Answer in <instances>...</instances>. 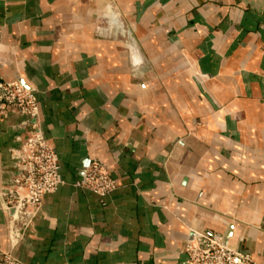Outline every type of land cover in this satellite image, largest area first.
Masks as SVG:
<instances>
[{"label":"crops","instance_id":"crops-1","mask_svg":"<svg viewBox=\"0 0 264 264\" xmlns=\"http://www.w3.org/2000/svg\"><path fill=\"white\" fill-rule=\"evenodd\" d=\"M39 112L0 121L11 151L40 131L62 180L12 247L21 264H186L194 233L264 264V0H0V81ZM92 162L116 188L83 184Z\"/></svg>","mask_w":264,"mask_h":264},{"label":"built area","instance_id":"built-area-1","mask_svg":"<svg viewBox=\"0 0 264 264\" xmlns=\"http://www.w3.org/2000/svg\"><path fill=\"white\" fill-rule=\"evenodd\" d=\"M19 110L29 119L38 115V101L32 90L19 81H0V119ZM12 158L18 167L13 187L0 193L4 212L13 210L8 220V239L14 247L28 231L35 219L42 198L57 191L62 183L58 156L40 131L28 136ZM83 184L99 197H105L116 188V183L98 162L85 170ZM186 264H255L250 253L226 246L219 236L194 233L184 248ZM0 264H21L11 251L0 250Z\"/></svg>","mask_w":264,"mask_h":264},{"label":"rangeland","instance_id":"rangeland-1","mask_svg":"<svg viewBox=\"0 0 264 264\" xmlns=\"http://www.w3.org/2000/svg\"><path fill=\"white\" fill-rule=\"evenodd\" d=\"M17 81H18V80H17ZM24 87H25V86H24ZM25 88H26V87H25ZM27 89H30V88H27ZM30 90H31V89H30ZM3 120H4V119H0V121H3ZM19 148H20V147H19ZM19 148H17V149H19ZM17 149H13V150H17ZM13 150H12V151H13ZM12 151H11V158H12ZM12 159H13V158H12ZM13 161L15 162L14 159H13ZM15 163H16V162H15ZM107 173H108V172H107ZM31 225H32V224H31ZM31 225L28 227V230L31 228ZM27 232H28V231H27ZM27 232H26V233H27ZM26 233H25V234H26ZM25 234H24V235H25ZM17 260H18V259H17Z\"/></svg>","mask_w":264,"mask_h":264},{"label":"water","instance_id":"water-1","mask_svg":"<svg viewBox=\"0 0 264 264\" xmlns=\"http://www.w3.org/2000/svg\"><path fill=\"white\" fill-rule=\"evenodd\" d=\"M13 210H10L9 213L12 214Z\"/></svg>","mask_w":264,"mask_h":264}]
</instances>
